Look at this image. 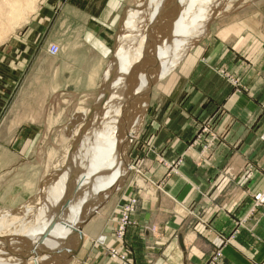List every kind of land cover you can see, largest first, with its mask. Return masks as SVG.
Masks as SVG:
<instances>
[{"label":"rangeland","instance_id":"374dc122","mask_svg":"<svg viewBox=\"0 0 264 264\" xmlns=\"http://www.w3.org/2000/svg\"><path fill=\"white\" fill-rule=\"evenodd\" d=\"M179 1L127 0V5L121 10L119 18L117 17L112 42L98 39L100 33L93 34L98 35L94 37L95 39H83L80 33H77L80 30L79 27L74 28L69 22L76 24L75 17L68 18L64 3H59V0H47L49 4L46 0H37L34 12L26 14L25 24L12 30H6L0 39V99L6 98V125L9 126L11 123V126L18 130L0 135V145L7 152L3 157L4 150L0 148V159L2 157V162L6 165L3 169V171L6 169V172L0 173V224L6 226L11 223L9 227H3L0 231V236L6 237L1 240L3 244H6L4 250H8L10 254V258L7 256L0 258V262L5 261L0 264H15L16 259L20 264H67L74 259V262L79 261L76 258L83 251V239L84 235L86 236L84 226L96 218L107 205L106 210H103L104 212L94 224L91 245L97 254L102 252L115 264H134V253L128 243L127 234L132 228L139 226L136 215L141 210L143 202L147 201L148 196L156 197V192L148 189V187H154L153 183L143 176L142 170L139 171L145 156L144 153L137 152V148L140 144L147 142L142 135L144 129L150 126L149 121L153 119V116L157 119L155 122L162 126L167 117L164 116L165 113L178 109L184 111V108L188 106L186 100L197 94L209 95L210 92L206 91V85L210 84L211 74L206 73L207 77L204 74L201 75L200 71H196L198 69L196 66L207 65L210 68L211 39L219 32L220 37L226 35L225 27L228 24L231 25L228 39L219 40L218 45L234 52L245 66H249L251 60L242 51L238 52L243 43V39L239 38L242 33H247L246 46L255 48L261 40L254 34L264 31V19L259 17L260 14L264 17V0H184L180 3L181 5L178 4ZM45 3L47 4L46 10L42 8ZM207 6L209 7L206 8ZM202 9L207 10L203 12ZM173 13H175L174 17ZM198 13H202L200 22H204V25L197 24L199 21L194 23V25L197 24V31H195L198 35L192 37L193 41H189L187 37L190 31L187 32L189 28L186 24L193 20H189L192 14ZM205 14L208 16L203 18ZM172 25L173 27L169 29ZM176 25H178L177 28H175ZM167 26L168 31L163 32L162 38L156 44L155 56L159 59L160 65L162 64L158 74L159 80L152 87L149 104L142 121L140 120L141 122L137 125L138 130L122 149L124 152L122 159L125 156L123 161L126 166L118 162V168L115 169L111 162L116 158L113 157L110 161L104 158L99 163L94 160L90 165H86L90 170L86 167L84 171L85 161L95 154L92 149H89L91 142L99 135L98 132L94 134L89 132V134L85 131L81 136L78 135L80 133L78 130L84 131L87 119H91V125L97 122L96 119L99 117L97 114L101 113L97 106L100 103L105 104V107L109 106L107 101L119 91L123 100L127 102L125 107H122L124 111L129 112L124 113L127 117L130 118L129 115H133L132 113L135 115L141 104L138 98L136 100L134 98L137 95L141 98L143 82L141 79H144V74L135 77L133 82L132 77L136 72L143 73L150 60L144 69L131 70L129 67L123 72H117L118 74L113 77L112 72L115 71L112 68L118 52L124 45L130 46L131 54L136 53L135 45L137 44L138 46L142 44L144 49L146 42L156 41L163 28ZM111 32L107 33L111 34ZM215 40L217 41L216 38ZM180 44L184 45V49L178 52L176 47ZM49 45H56L59 48V54L54 58L46 55ZM85 47L96 48L99 52L101 51V54L95 57L86 55L83 51ZM27 48L35 50L30 58L25 55ZM72 49L77 55L69 54ZM38 66L42 68L38 69ZM217 73L241 90L240 87L238 88V80L232 78L226 71L220 69ZM131 82L133 85L130 84ZM262 86L264 88V78ZM208 106H210L209 103ZM196 109L192 107V113L198 111ZM261 109H264V105ZM221 113L222 109H219L212 117L201 121L202 126L193 144L203 141L205 144L202 150H207L218 142V137L212 133V125L217 119L215 117ZM139 114H141V109ZM197 118L196 116L194 120ZM74 156L78 158L77 163L74 162ZM179 160L165 162L159 158L157 163L164 168H169L167 176L171 174L170 172L173 173L172 175L177 174L175 169L178 167ZM6 161H8L7 164ZM72 163L81 168L80 180L83 181V187L79 189L71 184L67 188L70 193L68 200L60 202L65 195L63 193L59 195L56 203L46 206V201H44L46 200L44 197L46 187L59 177L67 186L70 177L65 167L70 166L72 170ZM94 165L96 166L92 168ZM258 165L248 163L246 171H250L252 176L254 174L259 178H264V170ZM73 175L75 176L76 173ZM119 180L121 182L115 193L98 207L95 214L82 227L81 238L74 232L72 234L76 224L74 205L82 197H80L82 188L84 202L87 200L83 210L88 211V217L90 213L92 214V210L109 195L110 189ZM236 187L240 185L236 184ZM126 188H129V192L125 194ZM219 188H224V185H220ZM31 189V197L20 207L19 204L29 196ZM52 194L50 196H56ZM243 206L247 209L243 216L234 218L231 232L228 235H217L218 244L213 248L205 264H221L223 249L232 245L235 237L242 230L252 234V227L264 221V183H258L255 188L245 192L240 208ZM9 207L17 209L4 211ZM218 207L219 211L224 210L222 206L218 205ZM58 211L63 212V217L60 227L54 232L57 238L54 244L58 248L62 247H60L62 253L58 254L59 258L51 254L50 257L41 260L40 258L48 255L47 247L52 244L35 248L37 243L35 241L41 235L42 229L40 225L34 227L32 225L43 221L42 224H45L49 221L47 218ZM193 218L195 220L193 230L198 226L205 227V211L195 214ZM99 224L102 225L101 232H97ZM29 227L34 228L30 241L25 243L22 241L17 245L16 240L22 239L19 237L23 234L21 231ZM69 236H71V243L64 246ZM25 238L23 236V239ZM13 244L17 246L14 247ZM180 244L181 241H179V246ZM41 252L44 255H40ZM71 252L74 254L70 258ZM252 264H264V261Z\"/></svg>","mask_w":264,"mask_h":264},{"label":"crops","instance_id":"0c3cea01","mask_svg":"<svg viewBox=\"0 0 264 264\" xmlns=\"http://www.w3.org/2000/svg\"><path fill=\"white\" fill-rule=\"evenodd\" d=\"M62 2L66 15L68 18L75 17L76 24L68 21L74 28L79 27L77 33L83 39H95L98 35L93 34L100 33L98 39L111 42L115 35L117 17L127 5V0H59V3ZM46 3L42 7L44 10ZM259 17L264 19L262 14ZM225 28L226 35L220 37L219 32L211 39L210 68L207 65L196 66V71H200L201 75L207 77L206 73L211 74L210 84L206 85L209 95L197 94L186 100L188 106L184 111L178 109L165 113L164 116L167 117L162 126L155 122L157 119L153 116L149 121L150 126L142 133L147 142L140 144L137 152L144 153L146 159L144 157L141 162L142 168H138L153 183L154 187L148 189L156 192V197L148 196L147 201L143 202L136 215L139 226L132 228L127 234L134 253V264H205L218 244L217 235H228L234 218L244 215L247 208H240V204L245 192L255 188L258 183H264V178L254 174L252 176L250 171H246L248 163H257L264 170V109H261L264 105V31L254 34L261 40L255 48L246 46L247 33H242L239 38L243 39V43L238 52L242 51L251 60L250 65L245 66L234 52L218 45L219 40L228 39L231 25L228 24ZM108 31L113 32L110 34ZM83 51L94 57L101 54L96 48L85 47ZM34 52V49L27 48L25 55L30 58ZM74 52L72 49L69 54L77 55ZM40 68L42 67L38 66ZM220 69L237 79L241 90L220 77L217 73ZM192 107L198 111L192 113ZM219 109H222V113L215 117L217 119L212 125V133L218 137V142L212 148L202 150L205 143L201 141L193 144V140L202 122ZM5 113L6 98H3L0 99V135L18 130L11 123L6 125ZM196 116L198 118L194 120ZM0 148L4 150L3 157L6 156V150L1 145ZM159 158L165 162L180 159L175 169L177 174L172 175L170 172L166 176L169 168L157 163ZM4 168L6 165L1 157L0 173L6 172V169L3 171ZM222 184L224 188H219ZM236 184L240 187H236ZM125 191V194L128 193L129 188ZM31 195L32 189L19 206L26 203ZM218 205L224 210L219 211ZM14 209L17 208L9 207L4 211ZM103 210L84 226L86 236L83 239V251L76 258L79 261L74 262V259L67 264H115L102 252L97 254L91 245L94 224ZM201 211H205V227L198 226L193 230V217ZM101 228L102 225L99 224L97 232H101ZM252 229V234L242 230L232 245L223 249L221 264L264 261V221L254 225Z\"/></svg>","mask_w":264,"mask_h":264},{"label":"bare ground","instance_id":"6f19581e","mask_svg":"<svg viewBox=\"0 0 264 264\" xmlns=\"http://www.w3.org/2000/svg\"><path fill=\"white\" fill-rule=\"evenodd\" d=\"M183 1L184 0H180L178 2V4H180ZM36 4H37V0H0V39L6 33V30H12L14 28L19 27L21 24L23 25V23L27 21V17H26L27 15L26 14L33 13L34 10L36 9L35 8ZM208 7L209 6H207L206 8H208ZM177 9L181 10L180 7H177ZM206 10L207 9H204V10L202 9L203 12L206 11ZM187 14H188V12H187ZM201 14H199V13L198 14H192L190 16L189 20L190 19H193V20H190L186 24L187 27L189 28L187 30V32L190 31V35L187 37L189 39V41H193L192 37L194 36V34L197 31V24L199 23V25H202V26L204 25V22L203 23L200 22V21H202L200 19ZM174 15H175V13H173L172 16L174 17ZM204 16L205 17H203V18H206L208 15L205 14ZM196 21H199V22H197V24L194 25V23ZM166 25H167V23H166ZM177 26L178 25H176L175 28H177ZM172 27H173V25L170 26L169 29H171ZM165 31H168V26L163 28V30L160 33L159 38L156 41H154V42L153 41L152 42H146V44L144 46V49H143L142 44L141 45L139 44V46H138V44L135 45L136 46V48H135V52L136 53L131 54L130 46L124 45L121 48L120 52H118L117 57L115 58V63H114L113 68H112L113 71H115V72H112V76L113 77L116 76L119 73V71L123 72L124 69L129 68V67L131 68V70H137V68L138 69H144L146 64H147V62H148V60H150L148 66L143 71V73L136 72V73L133 74V77H132L133 78L132 82H133V80H135V77H139L141 74L142 75L144 74L143 75L144 79H141V81H143L142 82V90H141V96H142V94L144 93V90L148 87V82H149L150 76L152 74V73L149 72V66H150L151 60L154 59L155 53L157 52L156 44L160 41V39L163 36V32H165ZM183 49H184V45L183 44L182 45L180 44L179 46L176 47V50L178 52H181ZM149 53H151V54H149ZM150 56H151V59H150ZM133 57H134V60H133ZM156 62H158L157 63V69H156V72L152 75V77H153L152 79H154V84H156L158 82V80H159L158 74H159V71H160V67L162 65V64L160 65V61H159L158 58H157ZM126 77H129V76H126ZM125 80H126V78H125ZM132 82L130 84L133 85ZM134 99L135 100L137 99L138 102H139V100L141 101V98H140L139 95H137L136 98H134ZM131 101H133V100H131ZM107 102L109 104V106H107V107H105V104H103V103H100L97 106V108L99 109L98 111L101 112L102 114L101 113L97 114V115H99L98 118L95 116V119L97 118L96 119L97 122L94 125H91L92 124L91 119H87V121H86V123L84 125L85 126L84 131H82L81 129L78 130V132L80 131V133H78V135L83 134L85 131H88V133L92 132V134H94V132H98V135H99L97 137L95 135H91V136H94L96 138H95V140L93 142H91V146L89 147V149H92L93 154L94 153L95 154L85 161L84 171H85L86 167L88 168L87 170H90L89 166H86V165H90L94 160H96V162L99 163V162L103 161L104 158H107L110 161V160L113 159V157H115L116 158L115 161L111 162V165L115 169L118 168V162H121V163H123V165H125V162L123 161L125 156L122 159V156L124 154L122 149H123V147L125 145L122 147V144H124V142H123L124 140L122 139L121 134H120L121 133L120 127L124 126V124H125V126L128 127L129 129H134L138 125V122H140L139 110L141 108V104L139 105V108L137 110V113H135V115H134V113H132L133 115H129L130 118L127 117L124 113L128 114L129 112L127 113L126 110L124 111V108H122V107H125V104L127 102L125 100H123V97H121L120 91H119V93L114 95ZM130 103H132V102H130ZM133 104H134V102H133ZM134 106H132V107L135 108ZM80 116H81V114H80ZM78 118H76V119L78 120ZM73 121H74V119H73ZM101 128H103V129H101ZM101 132H102V136H100ZM77 139H78V137H77ZM86 139H88L87 136H86ZM75 140L76 139L74 138V141ZM73 147H74V144H73ZM72 154H73V152H72ZM76 159H78V158H75V156H74V162L77 161ZM66 161H64V162H66ZM64 164H63V166H64ZM72 165L74 166V168H73ZM71 166H72V170L69 168L70 166L69 167L68 166L65 167V170L66 169L68 170L67 172H68V175L70 177V181L69 182L67 181L68 182L67 186H65V184L63 183V179H61L59 177L56 180H54L50 186L46 187V190L44 189L45 190L44 193L46 195L45 194H43V195H45L44 197L46 198V200H44V201H46V206L49 205V204L56 203L59 200V195L60 194L62 195L63 193H65L67 191V188L70 187L71 184H72L73 187L76 186L79 189H81V187H83V184H82L83 181L80 180L81 179V174H82V171L80 172L81 168L77 167L74 163H72ZM95 166L96 165L92 166V168L95 167ZM61 169H62V167H61ZM78 169H79V171H77ZM74 173H76L75 176L73 175ZM118 174H119V172H118ZM71 178H74V179H71ZM82 192L84 193L83 188L81 190V195H80V197L81 196L82 197L80 198L79 202H77L74 205V210H75V213H76L75 214V216H76V224L73 227L72 234H73L74 230L80 225L82 220L85 217H87V212L88 211L86 212V209L83 210V206L86 204L87 200L84 202L85 198H84V194L82 195ZM51 193H53L52 195H56V196H50ZM41 199H43V198L41 197ZM65 211H66V214H67L68 213L67 206H66ZM62 217H63V212L58 211L55 214H53L52 216H50V218L48 217L47 220H49V221L46 222L45 224H42L44 222L43 221V222L36 223V224L32 225L33 227L40 225V227L42 229L41 230V235L35 241V243L36 242L38 243V244L36 243L37 245L35 244V246H34L35 248H37L38 246L40 247V245L41 246H46L47 244L49 245V243L52 244V245H50V247H47L48 255L46 254L47 256L45 255V257L40 258L41 260H43V259H45L47 257H50L49 255H51L52 251L56 252V251L60 250L61 246L58 248V246L56 247V245L54 244L57 241V238L54 236V232L60 227V223H62ZM9 225H6V226L9 227ZM6 226H3L2 224H0V231L3 229V227H6ZM33 231H34V228H30V227L27 228L26 230H24L23 232L21 231V233H23V234L21 236H19V237H22V239H23V236H24L26 238L23 239V240L22 239L21 240H16V242H17L16 244L18 245L22 241L24 243L26 241L29 242L30 241L29 239H31V237L33 235ZM71 236H69L67 242L64 243V246L70 245ZM4 238H6V237L0 236V258H5L6 256L7 257L10 256L9 251L8 250H6V251L4 250V247H5L6 244H3V241L1 242V240H3ZM14 244H13V246H14ZM17 245H15V246H17ZM13 246H10V247L13 248ZM31 253L34 254V251H32ZM31 253L29 255H31ZM59 254H61V253H59ZM53 256H55V255H53ZM53 258L55 259L56 257H53ZM57 258H59L58 255H57ZM1 261L2 262H0V263L5 262L4 260H1ZM15 261H14L15 264H20L17 261V259Z\"/></svg>","mask_w":264,"mask_h":264},{"label":"water","instance_id":"95a60500","mask_svg":"<svg viewBox=\"0 0 264 264\" xmlns=\"http://www.w3.org/2000/svg\"><path fill=\"white\" fill-rule=\"evenodd\" d=\"M156 61H157V58H156V56H154V59L151 60V63H150V66H149V72L152 73V74H151L150 79H149V82H148V87L144 90V93L141 96V108H140L141 109V114H140V120L141 121L143 119L144 113H145V111L147 109V106L149 104V100L151 98L152 87L154 85V79H152L153 78L152 75L156 72L157 63H158ZM137 127L138 126H136V128H134V129H129L125 125L120 127V130H121V133L120 134H121L122 139L124 140L123 141L124 144H122V147L124 145L126 146L130 142L131 136H133L136 133V131L138 130ZM121 180H119L118 182H116V185L112 189H110L109 195L106 196L105 199L101 202V204L99 206L95 207V209L92 210V214L90 213L91 215L89 214V216L87 217V219H84L80 223V225L74 230V233L77 234V235H79L80 238H81V230H82V227L84 226V224L92 217V215L95 214V211L98 209V207L102 206L103 203L105 201H107V199H109L113 195V193H115V191L117 190V188H118ZM69 196H70V193H69V190H68L67 192H65V195L63 196V198H62V200L60 202H63V201L65 202L66 200L69 199ZM50 216H49V218H50ZM180 240H181V238H180ZM67 252H69V250H67ZM59 253H62L61 250L60 251H56V252H54V251L51 252V254L52 255H55V256H57ZM42 254L43 253L41 252L40 255H42ZM73 254H74V252H71L70 253V258L73 256Z\"/></svg>","mask_w":264,"mask_h":264},{"label":"built area","instance_id":"2783aa9c","mask_svg":"<svg viewBox=\"0 0 264 264\" xmlns=\"http://www.w3.org/2000/svg\"><path fill=\"white\" fill-rule=\"evenodd\" d=\"M46 50H47L48 55L52 57L59 54V48L56 45H49Z\"/></svg>","mask_w":264,"mask_h":264}]
</instances>
